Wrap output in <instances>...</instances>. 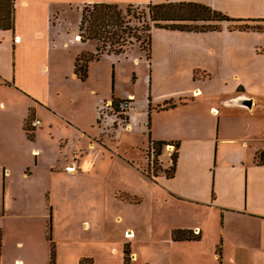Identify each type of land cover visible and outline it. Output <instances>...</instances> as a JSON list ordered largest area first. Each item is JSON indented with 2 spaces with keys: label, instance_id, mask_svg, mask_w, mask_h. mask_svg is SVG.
<instances>
[{
  "label": "crops",
  "instance_id": "crops-1",
  "mask_svg": "<svg viewBox=\"0 0 264 264\" xmlns=\"http://www.w3.org/2000/svg\"><path fill=\"white\" fill-rule=\"evenodd\" d=\"M179 3L264 25V0H15V29L0 31V264H51L53 242L56 264H100L107 236L101 235L100 218L86 215L91 208L86 214L68 211L62 223L54 201L50 206L45 200L44 215L28 205L35 194L26 184L41 176L47 161L58 166L51 174L76 181L80 197L86 192L83 197L90 200L84 157L100 142L95 137L102 130L99 113L114 98L132 101L130 122L118 132L139 133L143 148L149 149L152 139L179 143V150L172 178L153 180L141 169L142 189L111 192L126 212L151 202L164 219L152 223L149 216L145 224L124 227L119 217L123 234L112 254L125 264V245H130L131 264H139V246L150 244L153 258L146 264H259L256 255L264 251V31H232L227 25L206 33L153 29L150 61L141 50L135 57L106 54L90 63L87 81L75 73L82 54L97 52L95 42L79 36L84 7ZM72 164L76 173L66 171ZM18 183L24 185L20 192ZM100 184L103 189L93 191L100 201L93 207L107 206L108 187L103 179ZM117 193L142 202L120 200ZM43 197L40 190V203ZM15 201L18 212L12 210ZM61 227L69 230L64 241L57 239ZM174 230L199 231L201 239L175 242ZM146 231L152 232L150 238L143 236ZM226 249L239 256L230 258Z\"/></svg>",
  "mask_w": 264,
  "mask_h": 264
},
{
  "label": "rangeland",
  "instance_id": "rangeland-1",
  "mask_svg": "<svg viewBox=\"0 0 264 264\" xmlns=\"http://www.w3.org/2000/svg\"><path fill=\"white\" fill-rule=\"evenodd\" d=\"M211 9L214 10L213 8ZM121 10L125 18L124 29L127 30V35H125L127 45L125 46L126 53L124 55H127L126 57H135L140 54L141 44L136 42V40H134L133 38H129L130 32L135 34L137 29L143 32L147 28L146 26L151 25L152 27H154L155 23H153L151 20L149 5H131L127 8H121ZM190 10L185 9V11L189 12ZM222 15L226 14L222 13ZM228 17L231 18L230 16ZM231 19H233L234 21L223 23H218L214 21L210 24L212 28L217 26L219 28V31L222 30L223 27L226 25L228 26V29L232 31H257L264 29L263 24L255 23V21L253 22L247 19ZM72 20L76 21L75 16L72 17ZM162 25L164 26L167 24L163 23ZM202 25L203 23L194 24L193 27L200 28ZM245 25L248 26L250 30H239V28ZM143 46L148 49L147 44H144ZM124 55H121V57H124ZM108 92L111 93V89L108 90ZM114 100L120 102L119 112L115 111V109L112 107V103ZM113 101L111 104H108L104 108H102L99 113V125L102 130L99 131L98 134L95 135V137H98V140H100V142L95 141L94 148L90 152H88L87 155L84 157V159H86L85 177L88 175L87 173H89V177L85 180L84 185H90V200L84 199L83 196L86 192L83 194L82 198L80 197L81 192L79 189L82 187L80 184H77L76 181H69L63 178L62 176L58 175L57 173L56 175L51 174V170H56L58 166H52V163H48L47 161L42 164L43 167L41 169V176L38 177L36 180L33 179L28 181L26 184L28 189L33 190V195L35 194V198L31 200L32 203L28 205H30L33 210L41 211L44 215L46 213L45 207L47 206L45 200H48V203L50 202V206H52L51 201H54L55 209H58V214L62 223L64 222L63 219L67 218L68 211H71L75 214H77L78 212L86 214L91 208L90 212L86 215L90 216L91 220H93L94 217L100 218L97 223L102 222L100 228L101 235L105 234L107 236V249L105 251L102 250L100 264H121V261L118 259V256H116L115 253L112 254L111 251L115 246L118 245L117 242L121 238V233L123 234V231L120 229V222H118L119 217H123L124 227L125 224H129V226L137 223L145 224V221H149V216H151L150 222L152 223L156 220L157 217L160 222L164 221V219H160V216L157 215L154 210L155 206L154 204L152 205L151 202H147L145 204L143 202L142 204V200H140L137 196H129L125 193H117V198L120 200L123 199L132 204L141 203L140 205H142L141 207L138 206V209H128V212H126L125 210L119 208L116 205L111 192L114 190L115 187L123 188L133 186L134 188L142 189V184L145 180V176L142 170H144L148 176V173L152 175L156 174L153 180H156V178L162 175H166V171L168 173H171L173 168L172 159L173 155L176 153L175 146H172V149H170V145H167L163 147L161 155H156L153 150L150 151L147 148H143L142 142H140L141 140L138 137L139 133H133L132 131H121V133L118 132L117 130L121 129L122 127H126V125L130 122L129 111L132 106V101L129 99L117 100L115 98L113 99ZM158 108L159 107L154 106L152 107V110H157ZM88 114H91V112H88ZM85 144L87 146V143ZM139 159L141 162V166L138 165ZM136 166L139 169L136 168ZM58 170H61V168H59ZM102 179L108 187L107 206H103L102 204H100L97 207H93L99 204L98 201H100L98 198L93 199V191L95 192L96 189H103V185L100 184ZM18 185L19 188L16 187L15 190L20 192V188L22 191L24 185L22 184V186L20 187V183H18L16 186ZM40 190L44 194V197L42 198V203H40L39 201ZM47 192H49L50 194L46 197ZM99 192L102 193V191ZM52 196H54V199L51 198ZM13 206L15 207L12 210H16V212H18V210L21 208L17 206V201L14 202ZM27 207L29 210H25L28 213H33V210L29 206ZM94 208L97 209V213L95 215L93 214ZM99 209H101V213H98ZM42 216V220L40 222L43 221ZM68 231V229H64L63 227H61L60 230H58V241H64L67 237ZM151 233L152 232L146 231L145 233H143V236H147V238H150ZM52 235V230H50L48 236L50 241H53ZM192 235L200 236L201 234L199 231H192ZM54 245L55 244L53 242L52 248H54ZM127 246L129 247L130 245ZM127 246L125 245L126 248H128ZM149 246L150 244L139 246L143 255V258L139 264L149 263L150 261L146 262V260L153 258V256L150 255V252L148 251ZM204 249L208 250V247H205ZM226 252L227 256H229L230 258H235L239 256L238 253L234 252L232 249H226ZM253 256L255 255H252L251 257ZM256 256L260 261L259 264H264V251H261L260 254H257ZM151 263L157 264L156 262ZM208 263H210V261Z\"/></svg>",
  "mask_w": 264,
  "mask_h": 264
},
{
  "label": "trees",
  "instance_id": "trees-1",
  "mask_svg": "<svg viewBox=\"0 0 264 264\" xmlns=\"http://www.w3.org/2000/svg\"><path fill=\"white\" fill-rule=\"evenodd\" d=\"M149 9L151 20L155 23V26L148 25L143 32L137 29L135 34L132 32L129 34V38H133L141 44V50L145 53L148 61L152 59L153 29L206 33L219 31L217 26L214 28L211 27V22L223 23L234 21L228 16L212 10L208 6L195 3L149 5ZM185 9H192L193 11L190 10L189 12L185 11ZM15 12V0H0V31H13L15 29ZM124 20L125 18L121 8L116 5L102 4L84 7L80 24L81 39L83 42H95L97 44V52L92 54L84 53L76 60L75 73L82 81H87L89 77L90 63L99 61L105 54L121 56L126 53L125 46L127 45V40L125 35H127V30L124 29ZM163 23L167 25L163 26ZM199 23H203L200 28L193 27L194 24ZM239 30H250V28L245 25L239 28ZM259 31L264 30L261 29ZM144 44L148 45V49L143 46ZM119 104L120 102L115 100L112 103V107L117 112H119ZM29 138L34 140V135L29 134ZM167 145L175 146L176 148V153L172 159V172L168 173L166 171L165 173L168 178H172L176 170L179 143L154 142L150 139L149 150H153L156 155H161L163 147ZM148 174L152 179L156 176V174ZM172 239L175 242L199 241L201 237L193 236L190 230H174L172 232ZM129 254V248H125V264H131ZM51 264H56L54 248L52 249Z\"/></svg>",
  "mask_w": 264,
  "mask_h": 264
},
{
  "label": "built area",
  "instance_id": "built-area-1",
  "mask_svg": "<svg viewBox=\"0 0 264 264\" xmlns=\"http://www.w3.org/2000/svg\"><path fill=\"white\" fill-rule=\"evenodd\" d=\"M39 125H40V122L39 121H37V122H35L33 124L34 127H37ZM263 159H264V157H263ZM76 170H77V168H76V165L75 164H72V165L66 167V171L68 173H76Z\"/></svg>",
  "mask_w": 264,
  "mask_h": 264
},
{
  "label": "water",
  "instance_id": "water-1",
  "mask_svg": "<svg viewBox=\"0 0 264 264\" xmlns=\"http://www.w3.org/2000/svg\"><path fill=\"white\" fill-rule=\"evenodd\" d=\"M249 104H251V103L249 102Z\"/></svg>",
  "mask_w": 264,
  "mask_h": 264
}]
</instances>
